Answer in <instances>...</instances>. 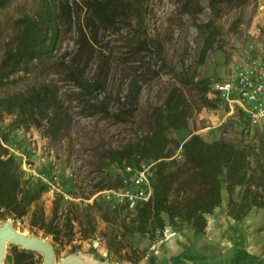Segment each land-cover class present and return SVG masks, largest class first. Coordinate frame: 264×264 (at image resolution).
Returning <instances> with one entry per match:
<instances>
[{
	"label": "trees",
	"instance_id": "16d2710c",
	"mask_svg": "<svg viewBox=\"0 0 264 264\" xmlns=\"http://www.w3.org/2000/svg\"><path fill=\"white\" fill-rule=\"evenodd\" d=\"M10 1L0 0V9ZM149 1L40 0V10L35 17L23 21L16 45L0 66V88L9 84L10 76L17 72L23 59L26 62L44 60L50 57L61 38L73 35L74 48L71 53L63 54L59 66L75 90L80 117L136 126L126 146L110 152L105 158L115 163L124 161L129 166L153 163L151 197L136 206L134 216L124 225V230L131 234H149L159 241L166 227L190 225L203 234L205 217L220 207L223 190L227 194V216L233 220L243 219L252 208H264V151L262 155L256 152L264 133L247 143L222 138L208 143L192 133L181 143L170 139L168 131L186 128L194 111L215 109L216 103H221L216 95L214 99L206 97L204 81L192 79H187L183 86L204 89L195 109L187 102L184 91L173 87L152 113L139 114L143 87L158 75L151 73L143 59L152 56L161 64L164 61L163 43L146 30L145 11ZM249 1L172 0V3L175 13L193 21L199 30L212 34L217 32L216 21ZM205 10L209 11L210 18L201 22L199 17ZM110 36L127 44V52L133 58L131 62L136 66L133 75L114 95L109 91V62L102 60L112 56L113 49L98 48ZM97 57L101 58V65L93 67ZM148 74L151 75L149 78L146 77ZM2 114L23 118L28 124L42 129L49 138L59 136L71 126V116L59 87L46 82L0 97ZM2 143L0 139V220H18L30 215L32 227H38L53 236L54 242L58 241L59 225L52 226L38 210L41 186L25 179L19 164ZM178 148L179 160L173 157ZM109 214L116 218L119 210ZM11 264L36 262L32 252L14 250Z\"/></svg>",
	"mask_w": 264,
	"mask_h": 264
},
{
	"label": "rangeland",
	"instance_id": "374dc122",
	"mask_svg": "<svg viewBox=\"0 0 264 264\" xmlns=\"http://www.w3.org/2000/svg\"><path fill=\"white\" fill-rule=\"evenodd\" d=\"M40 3V0H11L0 9V66L16 45L23 21L36 16ZM145 14L149 35L163 43L164 61L161 64L152 56L143 59L151 73L158 75L143 87L139 99L140 115L152 113L173 87L181 88L187 102L195 109L204 89L183 86L187 79L204 81L206 97L214 99L215 85L230 79L234 68L264 41L263 0H250L245 6L228 12L215 22L217 32L212 34L199 30L193 21L175 13L172 0H150ZM209 18V11L205 10L199 20L206 22ZM72 39L70 34L61 38L50 57L44 60L26 62L23 59L17 72L10 76L9 84L0 88V97H5L42 82L57 84L68 108L71 126L55 138L45 137L42 129L28 124L23 118L0 115L2 144L19 164L25 179L41 186L38 210L52 226L59 225L58 241L54 242L53 236L38 227H32L30 215L18 220H0V225L9 221L17 231L50 243L54 264L71 256H85L93 262L106 264H155L154 246L161 240L156 241V237L149 234L125 232L124 225L134 212L123 206L113 207L105 198V193L118 188L121 168L126 165L124 161L115 163L105 157L125 147L136 126L80 117L75 90L59 66L63 54L71 53L74 48ZM126 47L120 38L112 36L98 46L103 50L113 49L112 56L102 58L111 68L109 91L112 95L133 75L136 67ZM260 58L264 61V50ZM100 65L101 58H95L93 67ZM191 133L208 143L221 138L247 143L264 133V121L256 128H249L237 113H229L223 103L217 102L215 109L194 111L186 128L170 130L167 135L181 143ZM263 151L264 139L256 152L262 155ZM179 152L180 148L173 155L177 160ZM237 192L238 189L234 194ZM113 210H119L116 218L109 214ZM259 210L264 212V208ZM225 211L227 214L226 206ZM14 250L23 249L8 245L3 264H11ZM32 254L36 264L43 263L40 253Z\"/></svg>",
	"mask_w": 264,
	"mask_h": 264
},
{
	"label": "crops",
	"instance_id": "0c3cea01",
	"mask_svg": "<svg viewBox=\"0 0 264 264\" xmlns=\"http://www.w3.org/2000/svg\"><path fill=\"white\" fill-rule=\"evenodd\" d=\"M226 202L223 192L220 207L205 217L203 234L190 225L171 228L172 235L154 246L155 264H264V212L253 209L233 220Z\"/></svg>",
	"mask_w": 264,
	"mask_h": 264
},
{
	"label": "built area",
	"instance_id": "2783aa9c",
	"mask_svg": "<svg viewBox=\"0 0 264 264\" xmlns=\"http://www.w3.org/2000/svg\"><path fill=\"white\" fill-rule=\"evenodd\" d=\"M263 50L264 41L234 68L230 79L214 87L216 97L229 113H237L249 128H256L264 121V61L260 58ZM39 161L44 162V159L39 158ZM119 176L118 188L105 193L106 200L113 207L123 206L134 211L136 206L149 200L154 178L153 163L124 165ZM170 230V227L165 228L161 242L172 235Z\"/></svg>",
	"mask_w": 264,
	"mask_h": 264
},
{
	"label": "water",
	"instance_id": "95a60500",
	"mask_svg": "<svg viewBox=\"0 0 264 264\" xmlns=\"http://www.w3.org/2000/svg\"><path fill=\"white\" fill-rule=\"evenodd\" d=\"M8 245L25 251L37 252L43 256L42 264H54L53 246L39 237L27 236L13 228L9 221L0 225V264H3L5 250ZM57 264H83L78 256H71ZM106 264V263H98Z\"/></svg>",
	"mask_w": 264,
	"mask_h": 264
},
{
	"label": "bare ground",
	"instance_id": "6f19581e",
	"mask_svg": "<svg viewBox=\"0 0 264 264\" xmlns=\"http://www.w3.org/2000/svg\"><path fill=\"white\" fill-rule=\"evenodd\" d=\"M79 260L83 262V264H98L97 262H93L85 256H78Z\"/></svg>",
	"mask_w": 264,
	"mask_h": 264
}]
</instances>
